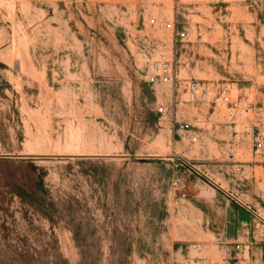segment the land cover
Instances as JSON below:
<instances>
[{"label":"rangeland","instance_id":"374dc122","mask_svg":"<svg viewBox=\"0 0 264 264\" xmlns=\"http://www.w3.org/2000/svg\"><path fill=\"white\" fill-rule=\"evenodd\" d=\"M257 138L264 0H0V264H264Z\"/></svg>","mask_w":264,"mask_h":264},{"label":"built area","instance_id":"2783aa9c","mask_svg":"<svg viewBox=\"0 0 264 264\" xmlns=\"http://www.w3.org/2000/svg\"><path fill=\"white\" fill-rule=\"evenodd\" d=\"M166 26L168 28L174 29V25L172 23H167ZM175 34L179 37L185 36L184 32L176 31ZM156 67L158 71L149 77V81L151 83L168 84L173 82L176 77V74L172 59H170L165 54H162L158 57L156 61ZM185 89L187 90L188 97L191 102L206 103L210 101L211 97H217L228 106H231L233 104V101L230 99L229 88L226 83L206 80H189L186 82ZM159 111H163V108L160 107ZM188 128V123L178 122V130L186 131ZM191 139L195 141L197 137L192 136ZM255 149L256 151H263L264 141L257 138L255 141ZM174 264L181 263L176 262ZM211 264L220 263L213 262Z\"/></svg>","mask_w":264,"mask_h":264}]
</instances>
